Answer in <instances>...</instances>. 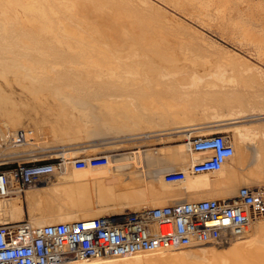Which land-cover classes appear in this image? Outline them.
Segmentation results:
<instances>
[{"label":"bare ground","instance_id":"1","mask_svg":"<svg viewBox=\"0 0 264 264\" xmlns=\"http://www.w3.org/2000/svg\"><path fill=\"white\" fill-rule=\"evenodd\" d=\"M164 1L198 19L212 20L225 31L236 26L251 32L250 24L256 19L252 12L244 19L240 7L227 13L229 4L223 7L215 0ZM222 11L233 19L231 27L220 21ZM188 35L190 29L146 0H0V152L16 155L35 148L10 143L20 129L31 130L40 148L59 153L55 157L179 141L187 132L193 136L224 130L232 133L235 146V154L216 172L217 177L209 175L215 173L193 175L202 177L201 186L192 190L189 175L173 187L164 185L162 173L160 180L155 179L156 169L185 170L191 162L189 154L203 156L183 144L110 156L105 168L85 169L101 181L91 189L71 181L70 174L59 177L56 172L57 180L47 187L27 189V210L34 225L119 214L184 198L222 200L236 196L241 186L264 187V88L244 75L224 81L208 77L212 72L204 67L211 63L209 51L188 40ZM250 35L264 51V28ZM106 103L129 108L105 114L117 121L108 130L117 133L136 127L133 137L138 141L156 133L172 138L127 145L110 142L86 151L96 143L91 130L99 106ZM251 117L259 118L248 123ZM111 144L117 146L100 147ZM64 166L75 169L71 162ZM21 200L0 201V211L11 220H23ZM262 219L250 224L251 240L247 228L242 238L225 245L201 244L67 264H264V243L258 244L264 240L254 239L264 237Z\"/></svg>","mask_w":264,"mask_h":264},{"label":"built area","instance_id":"2","mask_svg":"<svg viewBox=\"0 0 264 264\" xmlns=\"http://www.w3.org/2000/svg\"><path fill=\"white\" fill-rule=\"evenodd\" d=\"M14 145L35 148L24 152H0V201L21 197L25 190L65 171L69 160H50L48 149L37 147L31 130L20 129ZM189 151L202 153L185 170H169L166 183L184 181L188 175L216 173L235 154L228 132L212 131L189 136ZM109 154L71 161L77 170L102 169ZM0 264H67L78 260H103L184 249L201 244L225 245L244 236L254 221L264 218V187L241 186L225 199L180 200L172 204L126 210L119 214L34 225L26 217L14 221L0 211ZM0 218V219H1Z\"/></svg>","mask_w":264,"mask_h":264},{"label":"rangeland","instance_id":"3","mask_svg":"<svg viewBox=\"0 0 264 264\" xmlns=\"http://www.w3.org/2000/svg\"><path fill=\"white\" fill-rule=\"evenodd\" d=\"M146 1L152 3L154 6L161 9L163 12L168 14V16H173L181 24H183L186 28L190 29V35L191 36L189 37V35H188L187 39L196 43V45L201 47L203 50L209 51L208 54H209V57L211 56L210 57L211 63H209L207 66L204 67V69H207L209 71V73L212 72V74H211L212 76H208V77H218L221 81H224V80H228L231 77H237V76L244 75V77H246L247 79H253L254 81H256L258 86L261 87V89L264 88V83H263L264 82V57L261 56L264 54V53L262 54V52H264V51H261L262 47L255 44L252 41V37L250 35L251 33L252 34L262 33V30L264 28V11L262 10V8L264 7V0H215V3H221L223 7L226 6L227 4H229V6H228L229 8L227 9V13L231 12L235 7H240L242 9L241 12L244 16V19L249 18L250 17L249 14H252V13L254 14L256 19H255V21H252L250 24L252 30H251V32H247V33L238 29L236 26L232 27L231 29L228 28L225 31V29H222L221 26H218V24L213 23L212 20L206 19L207 21H205V20L198 19L192 13H189L188 11H185V10L177 9L164 0H146ZM250 7H251V10H249ZM225 12L226 11H222V13H221L222 15L219 17V19L221 22L224 21L228 27H231V26H229L230 25L229 20H233V19L230 16L227 17V13L225 14ZM235 32L237 35L235 34ZM211 46H214V49L211 50ZM221 48H223L222 49L223 51L221 50ZM222 52H223V54H222ZM224 52H226V54ZM234 55L238 56L239 59L234 58ZM212 56H213V58H212ZM240 59H242V60H240ZM244 59H245V61H244ZM56 61H57L56 64H59L58 60H56ZM219 61H221V62H219ZM8 62H10V61L8 60ZM247 63H248V65H247ZM251 63H252V65L250 66ZM239 67H240V69H239ZM198 68L203 69L202 66H200ZM249 68H250V71H249ZM116 106H118V107L116 108ZM128 109H129L128 106L125 104H118V105H115V107L108 104V103H106L105 105L101 104L97 110V112L99 111V114L96 115V120H95L96 127L91 130L92 131V136H91L92 141H94L96 143H93L92 146H94V147H89L86 151H92V150H94V148H98L96 146H99L101 144L110 143V142L113 143V142L123 141L125 144L124 143H117V144L118 145H120V144L121 145H127L129 143L133 144L134 142L135 143H137V142H149V141H151V139H152V141L153 140L158 141V139L159 140H165L166 138L168 139V137L172 138V136H170V135L159 136V135H157L158 133H156V134H147L146 136H149V135H154V136L143 137L142 139H139L140 141H138L135 139L136 136L133 137V134L137 133V132H135L138 129L136 127H124L123 129H121V131H118L117 133L113 132L112 130H108L109 127L111 125H113V123L116 122L115 124H117V121L112 122L113 118L110 116H105V114L108 115L113 111H118V112L124 113V112H127ZM227 116L228 117L226 119H231V117H229V115H227ZM236 117L238 118L239 115H237ZM257 118H259V117H251L247 121H248V123H254L255 122L254 120ZM260 118H262V117H260ZM203 123H207V121H203ZM104 124H106V125H104ZM217 125H219V124H217ZM220 132H226V131L223 130ZM229 134L232 136V133H229ZM120 137H122V138L120 139ZM153 138H155V139H153ZM185 138L186 137H183L179 141H162L160 143L156 142V144L151 143L150 145H148L149 143H147V145H143L142 147L133 146L130 148H122V149H118V150H110V151L106 150V151L109 152L110 156H117V155L126 154V153H130V152H134V151H135L134 153H142V152H146L150 149L162 151V150H164V148L166 150L169 147H174V146L181 145V144L187 145L186 142L184 141ZM127 141H128V143H127ZM117 144L102 145L100 147L101 148L112 147V146H117ZM37 147H39V145ZM51 149L53 151L57 148H55V149L50 148V150ZM95 152H100V151H95ZM58 154L59 153H57V155ZM48 155H49V157H51L50 160H56L57 159V157H55V156H57L56 154L50 153ZM70 162H71V160L68 161V163H70ZM68 163H66V164H68ZM142 165H144V164L142 163ZM218 174L219 173L209 174V175L217 177ZM145 176H146V174H145ZM190 176L195 177V178L202 177V176H193V175H190ZM161 181L164 183V185L172 186V187L176 186V183H174V184L166 183L164 178ZM258 185H260V184H258ZM261 185H264V184H261ZM237 192H238V190H237ZM237 192H235V194ZM26 219H29L28 210L26 212ZM262 220H264V219H262ZM248 229L247 230H248V234H249L251 232V226H249Z\"/></svg>","mask_w":264,"mask_h":264},{"label":"crops","instance_id":"4","mask_svg":"<svg viewBox=\"0 0 264 264\" xmlns=\"http://www.w3.org/2000/svg\"><path fill=\"white\" fill-rule=\"evenodd\" d=\"M240 125L241 124H243V121H240V123H239ZM187 134V136H186V138H185V142H186V140H187V138L189 137V132H187L186 133ZM202 134V133H201ZM197 135H199V134H197ZM64 152H66V150H64L63 151V153ZM100 154H109V152H107V151H100V152H93V153H90L89 154V152L87 153V152H84V153H81V154H79V155H77V156H74V157H70V158H68V157H66V156H58V158H65V159H67V160H73V159H75V158H88V157H91V156H96V155H100ZM110 156V155H109ZM198 157H201V155L200 156H191L190 154H189V159H190V161H192L194 158L196 159V158H198ZM252 162V161H251ZM73 165V164H72ZM168 167V166H167ZM165 167H163V168H161V169H164ZM73 169H74V167H73ZM90 169V171H91V169H93V168H89ZM89 169H86V171L87 170H89ZM160 168L159 169H156V170H153V172H154V174L156 175V173L155 172H157V176L155 177V179L158 181V180H160L159 178H160V176H163V175H165L166 174V172H168L169 170H172L170 167H168V168H165L164 170H161ZM67 170V171H66ZM66 176H68V174H70L69 176L71 177V181H73V182H75V183H79V184H81L82 186H84V187H87V188H93V187H97L98 185H99V182H101V181H99V180H97V179H94L93 177H91V175H89L91 172L90 171H88L87 172V174H88V177H87V174H86V171L84 170H78V171H76V173H75V170H77V169H74V171L72 172L71 171V169H68V168H66ZM70 170V171H69ZM93 170H98V169H93ZM68 171H69V173H68ZM82 171V172H81ZM160 171V172H159ZM162 171V172H161ZM164 171H166V172H164ZM72 173H74V174H72ZM78 173V174H77ZM160 173H162V174H160ZM159 174H160V176H159ZM77 175V176H76ZM74 176V177H73ZM85 176V177H84ZM81 177H84V178H87V179H81ZM89 177H90V179H89ZM158 177V178H157ZM79 178V180H76V179H78ZM92 178V179H91ZM75 180V181H74ZM85 180V181H84ZM94 180V181H93ZM95 180H97L98 182H96ZM194 180H196L195 179V177H192V176H190L189 175V190H192V187L193 186H197V187H199V186H201V183L199 182L200 181V177H199V179H197V182H195ZM81 183H80V182ZM84 181V182H83ZM89 182V183H88ZM97 184H96V183ZM91 183V185L89 186V184ZM105 183H107V182H105ZM88 185V186H87ZM180 185H183L182 183L180 184ZM47 187V186H46ZM89 189V190H90ZM201 190H203V189H201ZM181 200V199H180ZM182 200H187L186 198H184V199H182ZM177 201H179V200H177ZM177 201H175V202H177ZM174 202V203H175ZM98 206V205H97ZM143 207H152V206H147V205H143ZM142 207V208H143ZM131 210V209H130ZM250 235V234H249ZM253 238V237H252ZM251 238V235L247 238V240H251L252 239ZM254 239H256V240H258V241H262V240H264V237H258V238H256V237H254ZM264 242H258V244L259 245H262Z\"/></svg>","mask_w":264,"mask_h":264},{"label":"flooded vegetation","instance_id":"5","mask_svg":"<svg viewBox=\"0 0 264 264\" xmlns=\"http://www.w3.org/2000/svg\"><path fill=\"white\" fill-rule=\"evenodd\" d=\"M60 173V174H59ZM62 173V171H58L57 172V174L56 173H54V174H51V175H49V176H47V178H46V181H44V182H42L41 184H39L38 186H35V187H39V188H44V187H46L48 184H50V182H52V181H55V180H57L56 178L57 177H55L56 175L58 176V175H60L59 177H61V176H65L66 175V171H63V173ZM65 173V174H64ZM56 174V175H55ZM55 177V178H54ZM58 177V178H59ZM54 179V180H52V179ZM49 181H48V180ZM27 191L28 190H25L24 191V193H23V195H22V197H21V201H22V204H23V207H24V209H25V213H24V215H25V217H26V212H27V207H28V197H27Z\"/></svg>","mask_w":264,"mask_h":264}]
</instances>
